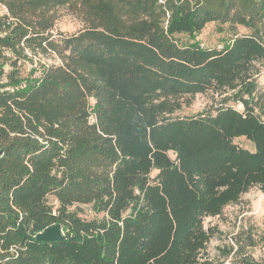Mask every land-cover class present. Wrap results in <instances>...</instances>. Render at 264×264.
<instances>
[{
    "label": "trees",
    "instance_id": "1",
    "mask_svg": "<svg viewBox=\"0 0 264 264\" xmlns=\"http://www.w3.org/2000/svg\"><path fill=\"white\" fill-rule=\"evenodd\" d=\"M263 64L264 0H0V264H264L205 226L264 191Z\"/></svg>",
    "mask_w": 264,
    "mask_h": 264
},
{
    "label": "rangeland",
    "instance_id": "2",
    "mask_svg": "<svg viewBox=\"0 0 264 264\" xmlns=\"http://www.w3.org/2000/svg\"><path fill=\"white\" fill-rule=\"evenodd\" d=\"M58 27L61 30L73 32L82 27V23L68 10L63 9L61 10ZM231 37V33L226 26L210 22L196 36V40H199L202 46L205 47L222 46ZM184 39L190 38L184 36ZM44 61L53 62L54 60L52 57H44ZM258 81L261 86H264V64ZM187 100L190 103L184 105L177 114H195L210 107L214 101L212 92L198 93L195 96H189ZM233 105L238 109H242V105L239 103ZM235 142L250 149L254 148L253 143L245 137L235 138ZM170 154L174 156L172 152ZM50 200L56 202L54 197H50ZM79 212L86 217L95 215L89 205H81ZM205 226L216 231L208 245V251L211 255H218L219 246L227 247L230 244H235L236 239L245 242L251 236L256 243L254 246L249 247V252L259 260L264 259V191L259 187L251 188L242 195L238 203L226 206L221 215L206 217Z\"/></svg>",
    "mask_w": 264,
    "mask_h": 264
},
{
    "label": "water",
    "instance_id": "3",
    "mask_svg": "<svg viewBox=\"0 0 264 264\" xmlns=\"http://www.w3.org/2000/svg\"><path fill=\"white\" fill-rule=\"evenodd\" d=\"M65 234L63 232L62 226L59 223L53 224L43 231L39 232L36 236L38 240L49 241L63 239Z\"/></svg>",
    "mask_w": 264,
    "mask_h": 264
}]
</instances>
